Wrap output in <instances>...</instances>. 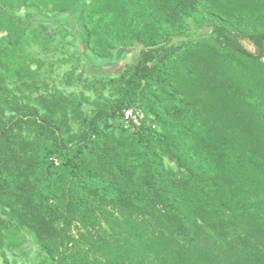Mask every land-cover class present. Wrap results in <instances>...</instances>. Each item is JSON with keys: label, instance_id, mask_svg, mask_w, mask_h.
Listing matches in <instances>:
<instances>
[{"label": "trees", "instance_id": "1", "mask_svg": "<svg viewBox=\"0 0 264 264\" xmlns=\"http://www.w3.org/2000/svg\"><path fill=\"white\" fill-rule=\"evenodd\" d=\"M90 3L84 49L139 57L110 102L58 94L42 114L0 93V232L29 230L52 264H264V0ZM11 16L0 0L14 55ZM129 107L147 114L132 132Z\"/></svg>", "mask_w": 264, "mask_h": 264}, {"label": "rangeland", "instance_id": "2", "mask_svg": "<svg viewBox=\"0 0 264 264\" xmlns=\"http://www.w3.org/2000/svg\"><path fill=\"white\" fill-rule=\"evenodd\" d=\"M11 2V18L22 19L28 25L18 32L21 41L26 43L22 49L15 50L14 55L10 51L12 47H7L11 35L0 27L2 96L7 95V88L9 96L30 103L44 114L46 109L43 98L51 99L58 94L70 99H88L91 103L110 102L120 94L128 78L124 74L134 68L139 54L135 47L123 44L118 45L113 56L106 59L94 53L93 44L88 50L84 49L83 42L78 38L85 31L84 23L90 0H71V12H57L51 5L40 4L38 0ZM243 43L251 51H257L250 41L245 40ZM24 50L26 55H23ZM92 105L85 104L83 108L87 111L93 108ZM67 118L73 132H76L78 126L70 111ZM106 127L110 128L108 125ZM165 163L177 170L175 163L168 159H165ZM0 217L7 219L1 208ZM55 218V225L62 228L65 223L63 218L58 214ZM79 229L80 223L74 220L69 233L76 235ZM63 236L54 234L61 250L65 249ZM0 264H52V259L29 230L13 228L0 232Z\"/></svg>", "mask_w": 264, "mask_h": 264}, {"label": "built area", "instance_id": "3", "mask_svg": "<svg viewBox=\"0 0 264 264\" xmlns=\"http://www.w3.org/2000/svg\"><path fill=\"white\" fill-rule=\"evenodd\" d=\"M146 119L147 114L142 109L137 107H129L123 112L122 122L126 128L136 129L141 127ZM55 163L58 165L57 160H55Z\"/></svg>", "mask_w": 264, "mask_h": 264}, {"label": "water", "instance_id": "4", "mask_svg": "<svg viewBox=\"0 0 264 264\" xmlns=\"http://www.w3.org/2000/svg\"><path fill=\"white\" fill-rule=\"evenodd\" d=\"M245 47H246V45H245ZM247 48V47H246ZM248 49V48H247ZM249 51H251L250 49H248ZM251 52H253V51H251Z\"/></svg>", "mask_w": 264, "mask_h": 264}]
</instances>
